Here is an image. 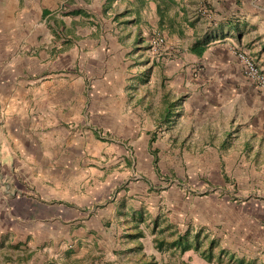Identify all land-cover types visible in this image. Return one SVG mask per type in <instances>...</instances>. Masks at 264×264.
Here are the masks:
<instances>
[{"label": "crops", "instance_id": "obj_1", "mask_svg": "<svg viewBox=\"0 0 264 264\" xmlns=\"http://www.w3.org/2000/svg\"><path fill=\"white\" fill-rule=\"evenodd\" d=\"M239 51L264 73V0H0V264L155 256L157 149L261 150Z\"/></svg>", "mask_w": 264, "mask_h": 264}, {"label": "rangeland", "instance_id": "obj_2", "mask_svg": "<svg viewBox=\"0 0 264 264\" xmlns=\"http://www.w3.org/2000/svg\"><path fill=\"white\" fill-rule=\"evenodd\" d=\"M261 129L264 131V127ZM257 145L261 150L251 151L256 146L251 143L236 158L204 153L202 159L180 160L170 157L165 151L168 149H157L165 187H156L152 192L164 203L159 210H153L151 221L158 233L165 231L160 237L165 243L162 249L153 245L156 254L146 256L145 264H264V139ZM232 146L240 149L242 143ZM185 232L190 240L198 236V250L168 246L177 233ZM210 241L215 247L213 258L208 261L201 253ZM87 259L91 264L96 261L92 254ZM72 264L84 262L72 260Z\"/></svg>", "mask_w": 264, "mask_h": 264}, {"label": "built area", "instance_id": "obj_3", "mask_svg": "<svg viewBox=\"0 0 264 264\" xmlns=\"http://www.w3.org/2000/svg\"><path fill=\"white\" fill-rule=\"evenodd\" d=\"M150 48L152 53L159 54L162 51L171 49L172 46L167 45L166 39L162 34L155 32L150 40ZM236 55L247 79L257 86L264 87V73L254 60L242 51L237 52Z\"/></svg>", "mask_w": 264, "mask_h": 264}, {"label": "trees", "instance_id": "obj_4", "mask_svg": "<svg viewBox=\"0 0 264 264\" xmlns=\"http://www.w3.org/2000/svg\"><path fill=\"white\" fill-rule=\"evenodd\" d=\"M197 235H194V239L190 240L189 239V233L185 232L183 234H180L177 236V238H175L174 240H172L171 242H168V246L172 247V248H180L181 250H188L190 248H194L196 250L199 249L200 247V241L197 238ZM156 243V248L158 249H162V246L164 245L165 241L163 239H159L157 238L155 240ZM215 247L214 241H210V243L208 244L207 248L204 249V251H202V256L205 257V259H207L208 261H211L213 258V253H212V249ZM239 263H242L241 260H239Z\"/></svg>", "mask_w": 264, "mask_h": 264}]
</instances>
